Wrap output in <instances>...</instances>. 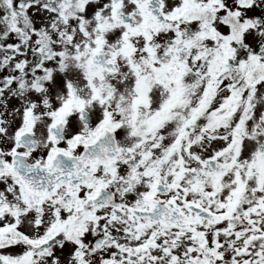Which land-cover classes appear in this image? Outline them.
<instances>
[{
  "label": "snow or ice",
  "instance_id": "obj_1",
  "mask_svg": "<svg viewBox=\"0 0 264 264\" xmlns=\"http://www.w3.org/2000/svg\"><path fill=\"white\" fill-rule=\"evenodd\" d=\"M0 264H264V0H0Z\"/></svg>",
  "mask_w": 264,
  "mask_h": 264
}]
</instances>
